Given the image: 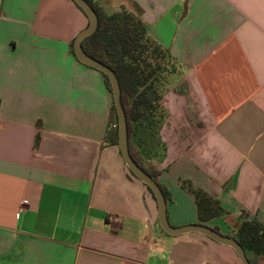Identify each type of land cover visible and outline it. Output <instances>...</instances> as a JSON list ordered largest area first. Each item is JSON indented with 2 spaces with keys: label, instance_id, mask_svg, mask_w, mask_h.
I'll use <instances>...</instances> for the list:
<instances>
[{
  "label": "crops",
  "instance_id": "crops-1",
  "mask_svg": "<svg viewBox=\"0 0 264 264\" xmlns=\"http://www.w3.org/2000/svg\"><path fill=\"white\" fill-rule=\"evenodd\" d=\"M94 1L139 17L178 66L161 129L141 144L169 223L224 235L264 224V0ZM88 25L72 0H0V264H242L160 227L156 199L108 139L104 76L72 52ZM186 186L224 214L202 222Z\"/></svg>",
  "mask_w": 264,
  "mask_h": 264
},
{
  "label": "trees",
  "instance_id": "trees-1",
  "mask_svg": "<svg viewBox=\"0 0 264 264\" xmlns=\"http://www.w3.org/2000/svg\"><path fill=\"white\" fill-rule=\"evenodd\" d=\"M86 1L96 12L99 25L96 32L82 42V47L90 57L107 65L116 74L127 118L130 154L136 163L157 181L167 199L168 193L158 181L161 171L149 162L141 144L149 143L151 138L158 135V130L165 119L166 114L161 110L160 104L162 95L157 89L155 91V78L168 66L165 57H170V54L150 38L147 25L139 17L125 10L108 14L94 0ZM76 6L82 10L77 4ZM73 45L74 43H72L74 53ZM102 75L112 93L108 77L103 73ZM158 110L164 115L158 116ZM111 121L108 139L118 145V119L114 101ZM113 125L117 127L113 128ZM145 186L155 198L152 190ZM186 189L196 198L198 216L202 222H208L224 214L219 202L205 192L194 190L190 186H186ZM212 228L221 233L218 227ZM225 236L233 237L241 244L252 264H264L262 222L257 219H245L236 231Z\"/></svg>",
  "mask_w": 264,
  "mask_h": 264
},
{
  "label": "water",
  "instance_id": "water-1",
  "mask_svg": "<svg viewBox=\"0 0 264 264\" xmlns=\"http://www.w3.org/2000/svg\"><path fill=\"white\" fill-rule=\"evenodd\" d=\"M75 2L87 15L89 19V25L84 29L75 39L73 50L77 59L83 64L92 67L103 74H105L112 87V96L117 111L118 119V147L120 149L122 158L124 159L129 171L142 183L147 185L153 192L155 199L159 208V224L165 234L173 237H178L187 234H199L206 236L211 240L217 242L218 244L228 246L232 248L240 262L242 264H252L246 254L245 249L241 244L233 237L225 236L214 230L212 227L195 224L185 227H174L169 223L168 220V210H167V201L162 192L157 181L151 177L147 172H145L133 159L129 150V137H128V125L126 113L121 99V88L119 80L114 73V71L107 65L101 63L100 61L90 57L83 49L82 42L93 35L99 25V19L91 7V5L86 0H72Z\"/></svg>",
  "mask_w": 264,
  "mask_h": 264
},
{
  "label": "rangeland",
  "instance_id": "rangeland-1",
  "mask_svg": "<svg viewBox=\"0 0 264 264\" xmlns=\"http://www.w3.org/2000/svg\"><path fill=\"white\" fill-rule=\"evenodd\" d=\"M151 46H153V45L151 44ZM165 59L169 63L168 66H166V68L163 70V72H159L155 78L156 79L155 80V84H156L155 85V91L157 89L158 93L160 95H162V97H163L164 93L166 92L165 89L168 88L169 84L173 85L176 83V81L172 77H174V74H176L177 68H178L177 64L172 60V58H170L169 56H166ZM157 115L158 116L164 115V113L163 112L160 113V110H158ZM143 149H144L146 155L148 156L145 148H143ZM174 227H176V226H174Z\"/></svg>",
  "mask_w": 264,
  "mask_h": 264
},
{
  "label": "built area",
  "instance_id": "built-area-1",
  "mask_svg": "<svg viewBox=\"0 0 264 264\" xmlns=\"http://www.w3.org/2000/svg\"><path fill=\"white\" fill-rule=\"evenodd\" d=\"M112 127H113V128H116V127H117V125H113Z\"/></svg>",
  "mask_w": 264,
  "mask_h": 264
}]
</instances>
